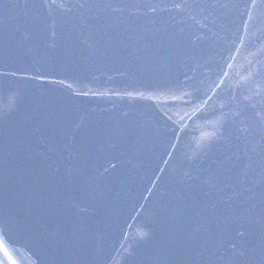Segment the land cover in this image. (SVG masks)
<instances>
[{
  "label": "water",
  "instance_id": "95a60500",
  "mask_svg": "<svg viewBox=\"0 0 264 264\" xmlns=\"http://www.w3.org/2000/svg\"><path fill=\"white\" fill-rule=\"evenodd\" d=\"M0 264H264V0H0Z\"/></svg>",
  "mask_w": 264,
  "mask_h": 264
}]
</instances>
